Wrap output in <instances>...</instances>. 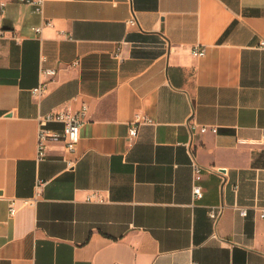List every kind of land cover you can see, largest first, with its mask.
Listing matches in <instances>:
<instances>
[{
  "label": "crops",
  "instance_id": "1",
  "mask_svg": "<svg viewBox=\"0 0 264 264\" xmlns=\"http://www.w3.org/2000/svg\"><path fill=\"white\" fill-rule=\"evenodd\" d=\"M43 14L38 34L30 4L0 0V264H264V0H46ZM42 56L57 72L37 97ZM83 101L75 167L61 139L38 160V117ZM136 112L155 123L130 141Z\"/></svg>",
  "mask_w": 264,
  "mask_h": 264
},
{
  "label": "built area",
  "instance_id": "2",
  "mask_svg": "<svg viewBox=\"0 0 264 264\" xmlns=\"http://www.w3.org/2000/svg\"><path fill=\"white\" fill-rule=\"evenodd\" d=\"M20 2L30 4L33 7L34 12L38 13L41 18V22L38 25L33 26V29L36 33L40 34L43 26H51L53 24L51 19L45 18L44 16V4L46 0H19ZM5 2H1V5H4ZM128 23L137 24L136 16H131L128 19ZM6 33V29L0 24V38L4 37ZM12 37L15 39H20L19 35L12 34ZM264 45V40L260 41V46ZM192 54L195 56H201L204 54V48H200L194 46L192 48ZM114 56L122 60V56L120 54V46H118L114 52ZM45 57L42 56L40 59L39 66V82L36 86L32 88V93L34 96L42 95L46 90L49 82L55 76L57 70L53 67L45 66L44 64ZM88 111V104L86 102H81L80 106L77 109H72L70 107H64L58 110H52L45 114H42L38 117V127H37V135H36V157L38 160H42L45 158L48 150L49 142L53 139H61L64 142L65 149L68 154L66 157V168L73 169L78 160V156L75 155V150L77 143L80 139V128L86 119ZM50 121L60 122L62 124L61 131H56L47 127V123ZM155 120L148 114L143 112H136L132 119L130 120V126L128 128V139L130 141L134 140V138L138 135V128L140 125L144 124H154ZM191 128H198L201 132L211 131L218 132L217 126H207V125H197L192 123ZM264 129V128H263ZM264 136V130L263 134ZM193 175L194 178H199L200 172L202 170L201 166L193 160ZM219 170V169H218ZM41 185L42 181L37 180L36 182V192L33 198H30L29 202L34 203L38 200L39 195L41 193ZM193 196L194 198H199L202 196L201 186L198 184L193 185ZM88 200L96 199L98 201H103L104 197L97 191L89 193L87 195ZM223 209V205L212 206L209 210V216L213 220H217L219 213ZM240 214L245 215L247 209L244 207H238ZM16 211L15 200H10L9 203V212L10 214H14ZM263 215V213L261 214ZM193 264H196L195 262Z\"/></svg>",
  "mask_w": 264,
  "mask_h": 264
}]
</instances>
